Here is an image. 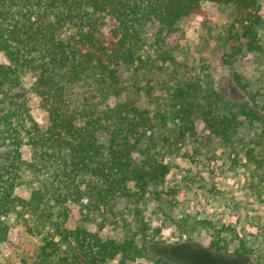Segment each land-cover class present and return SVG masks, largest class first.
<instances>
[{
  "label": "trees",
  "instance_id": "obj_1",
  "mask_svg": "<svg viewBox=\"0 0 264 264\" xmlns=\"http://www.w3.org/2000/svg\"><path fill=\"white\" fill-rule=\"evenodd\" d=\"M204 2L232 19L221 56L190 80L174 54L185 31L214 16ZM260 25L259 0H0V243L35 237L34 264H258L243 241L230 249L208 231L168 244L133 213V232L115 240L95 221L117 201L158 199L148 189L165 183V151L186 140L223 144L264 182V94L237 67L264 57ZM151 57L172 81L154 110L122 80Z\"/></svg>",
  "mask_w": 264,
  "mask_h": 264
},
{
  "label": "rangeland",
  "instance_id": "obj_2",
  "mask_svg": "<svg viewBox=\"0 0 264 264\" xmlns=\"http://www.w3.org/2000/svg\"><path fill=\"white\" fill-rule=\"evenodd\" d=\"M202 7L214 16L185 31L174 54L181 64L179 72H184L190 80L203 78L210 70L211 58L221 56L223 33L232 19L228 10L209 2L202 3ZM259 15L261 25L257 35L264 43V0H259ZM244 58L237 67L264 94V57L247 54ZM142 60L146 65L138 72L132 68L123 70L125 94L139 105L154 110L163 102L166 85L172 81L156 72L157 58ZM31 117L40 126L46 122V114L38 107L32 109ZM165 152L164 162L169 166L165 183L148 189L161 192L158 199H149L153 196L147 193L136 207L117 201L95 221L102 226V236L118 240L127 231L133 232L132 215L137 213L157 240L168 244H181L189 238L200 241L208 231L209 235L230 239V249L243 241L257 263L264 264V182L234 166L228 159V148L214 140L205 145L186 140ZM27 176L25 172L23 178ZM18 192L24 195L26 189L20 188ZM200 220L207 223L200 225ZM35 243L33 236L20 237L13 245L0 243V264H34ZM128 264L151 262L138 257Z\"/></svg>",
  "mask_w": 264,
  "mask_h": 264
}]
</instances>
